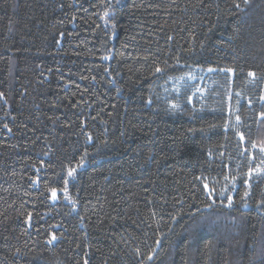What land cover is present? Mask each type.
<instances>
[{
    "label": "trees",
    "instance_id": "obj_1",
    "mask_svg": "<svg viewBox=\"0 0 264 264\" xmlns=\"http://www.w3.org/2000/svg\"><path fill=\"white\" fill-rule=\"evenodd\" d=\"M261 96L264 0H0V264H264Z\"/></svg>",
    "mask_w": 264,
    "mask_h": 264
},
{
    "label": "snow or ice",
    "instance_id": "obj_2",
    "mask_svg": "<svg viewBox=\"0 0 264 264\" xmlns=\"http://www.w3.org/2000/svg\"><path fill=\"white\" fill-rule=\"evenodd\" d=\"M244 3L245 4H248L249 3V0H244ZM237 7H239V5H237ZM156 71L157 72H160V71H162V69L157 68ZM208 71L211 72V71H214V70L213 69H208ZM227 71L231 72L232 69H228ZM248 75L251 76V77H255L256 74L254 72H249ZM260 99L261 100H264V96H261ZM261 116H264V113H261ZM236 119L239 120L240 117L237 116ZM241 139H243V136L242 135H241ZM253 147L255 148L256 145L253 144ZM260 153H261L262 156H264V145L260 146ZM261 164H264V159L261 160ZM71 174H72V170L69 171V176H71ZM262 175H264V167H261L259 165H257L255 168L250 167L249 168V171L247 173V176L249 178H259ZM244 183L246 185H248V180H245ZM207 187L208 186L205 185V188H207ZM249 187H251V186L249 185ZM221 194H223V193H221ZM52 195H53V198H55V196H56L55 190H53ZM209 195H211V192H209ZM244 195L245 196H248L249 195V192L248 191H245ZM227 201H228V206H231L232 203H233L232 197L231 196H228ZM262 204H264V202H262ZM245 206H247V205H245ZM52 239L54 240L55 239V236H53ZM51 242L52 241L50 240L49 243H51ZM259 254L262 255V256H264V249H262ZM150 259H151V257H150Z\"/></svg>",
    "mask_w": 264,
    "mask_h": 264
},
{
    "label": "rangeland",
    "instance_id": "obj_3",
    "mask_svg": "<svg viewBox=\"0 0 264 264\" xmlns=\"http://www.w3.org/2000/svg\"><path fill=\"white\" fill-rule=\"evenodd\" d=\"M182 80V84L183 85H187L189 84H193L196 82V84L198 85V87L201 85V83L203 82V78L202 75L199 72H193L188 76H185L184 79ZM55 198H53L54 200Z\"/></svg>",
    "mask_w": 264,
    "mask_h": 264
}]
</instances>
